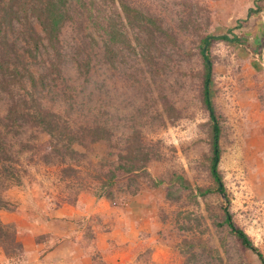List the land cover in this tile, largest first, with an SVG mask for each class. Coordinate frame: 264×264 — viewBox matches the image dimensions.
<instances>
[{
  "label": "rangeland",
  "instance_id": "obj_1",
  "mask_svg": "<svg viewBox=\"0 0 264 264\" xmlns=\"http://www.w3.org/2000/svg\"><path fill=\"white\" fill-rule=\"evenodd\" d=\"M258 3L263 11L249 17L256 0H105L102 5L93 0L72 1L74 19L61 34L62 57L53 59L57 65L50 69L52 50L42 45L32 55V70L52 86L56 99L73 93L87 109H99L116 134L109 142L83 138L72 146L73 156L49 161L35 154L37 145L49 140L46 132L33 128L18 142L8 138L13 141L21 179L3 192L0 218L16 231V239L1 243L0 264H38L31 251L42 236L36 238L33 233L52 218L57 207L68 212L74 205H130V201L138 222L125 233L133 241L114 243L122 253V264H263L255 252L240 244L224 220L227 202L211 173L212 119L203 98L205 65L200 52L205 35L239 37L234 42L217 40L209 47L211 99L222 128L219 168L232 201L230 210L264 254L260 193L264 60L256 50L264 41V0ZM125 7L136 11L126 12ZM98 8L99 31L92 22ZM30 21L42 34L36 17ZM14 22L21 28L18 20ZM114 23L118 33L113 42ZM19 37L10 33L9 46L15 44V57L10 55L21 68L29 61L28 54L23 57L25 42ZM81 38L88 42L90 58L79 73L74 49ZM26 88L17 89L27 93ZM6 106L0 94V121ZM58 107L55 103L53 111ZM33 133L37 137L31 143L36 146L22 150ZM133 145L142 147L140 157L150 151L154 159L99 197L104 177L97 166L115 160L117 154H128ZM68 166L77 172L67 170ZM209 189L205 195L201 192ZM87 229L92 234V224ZM95 245H102L99 252L95 250L98 264H106L104 244Z\"/></svg>",
  "mask_w": 264,
  "mask_h": 264
},
{
  "label": "trees",
  "instance_id": "obj_2",
  "mask_svg": "<svg viewBox=\"0 0 264 264\" xmlns=\"http://www.w3.org/2000/svg\"><path fill=\"white\" fill-rule=\"evenodd\" d=\"M73 0H0V94L5 98L7 106L0 121V210L5 206V198L3 192L20 182L21 175L18 169V160L14 159V145L9 137L15 139L23 138L25 131L35 128L36 130L46 132L50 138L42 141L36 147L35 154H40L45 161H49L52 157L73 156L76 152L72 146L76 142H83V138H90L93 142L108 141L116 134L113 129L107 127L103 120V114L99 109L90 108L85 104H80L74 98L73 93L68 94L67 99H57L52 96L51 85L46 83L43 78L38 77L32 70V55L34 51H38L41 46L49 47L52 50L50 56L52 59L49 62L50 69L57 65L55 64L58 56L62 57L61 51L62 38L61 34L65 25L74 19L71 13V3ZM96 4L102 5L105 0H93ZM115 1V0H113ZM257 7H251L248 11V16L259 14L263 11V5L256 0ZM86 6V4H82ZM92 9L91 7H85ZM98 8V13L93 17V23L96 30H101V13ZM126 12L133 13L134 8L125 7ZM34 16L38 24L41 26L43 33L40 34L30 21V17ZM25 18V21H24ZM15 20L21 23L20 27H15ZM146 22L148 18L142 17ZM150 20V19H149ZM151 24H154L152 21ZM31 30H28V27ZM239 26V25H238ZM10 33L17 34L25 42L23 49V57L27 55L29 63L24 67L18 68L14 62L16 60L14 45L11 48L9 43ZM118 33L116 24L112 26V41L117 40ZM92 40L97 41L96 35L91 33ZM264 39V32L262 34ZM19 40V39H18ZM121 40V39H120ZM222 40L234 42L239 40V37L228 34L222 35H205L201 38L200 52L204 60L205 73L203 81V98L204 103L210 112L212 119V164L211 173L217 183V190L224 195L227 205L225 206V222L230 227L231 231L236 235L240 244L251 249L260 258L264 264V254L256 246L250 235L235 221L234 215L230 210L232 203L227 189L224 184L223 175L219 168L221 158V123L216 114L213 101L211 99L212 81H213V64L209 55V47L214 41ZM260 41V39H259ZM123 42V41H121ZM88 43L84 38L78 41V45L74 49L77 58L79 59L78 69L82 73L84 67L87 68L89 61ZM261 47L257 48L260 58L264 60V41ZM10 47V48H8ZM7 49H10L9 51ZM99 49H101L99 47ZM10 54H13V58ZM17 57H21L18 53ZM55 62H54V60ZM31 60V61H30ZM12 69V71L10 70ZM89 69H87L88 71ZM86 71V72H87ZM12 84V85H11ZM10 85V87H8ZM51 86V87H50ZM27 87V93H20L17 88ZM53 100V101H51ZM57 103L58 110L53 111V105ZM71 108V112H69ZM168 117L174 115L168 109ZM69 112V113H68ZM167 112V111H166ZM176 116V115H175ZM1 117V116H0ZM32 137L23 142L24 151L33 150L35 145H32L31 140H35L37 134L33 133ZM28 138V137H27ZM142 147L133 145L128 147V154H117L115 160H105L98 169L103 171V183L101 191L98 192L99 197H103L123 177L133 174L135 171L144 169L148 163L154 159L155 153L146 151L144 156L140 157ZM94 165H92V170ZM67 170L77 172V169L68 166ZM103 192V193H102ZM204 195L211 190L201 191ZM16 239V231L11 230V226L6 224L0 218V245L8 240ZM16 246V245H15Z\"/></svg>",
  "mask_w": 264,
  "mask_h": 264
},
{
  "label": "crops",
  "instance_id": "obj_3",
  "mask_svg": "<svg viewBox=\"0 0 264 264\" xmlns=\"http://www.w3.org/2000/svg\"><path fill=\"white\" fill-rule=\"evenodd\" d=\"M262 170L260 174V193L264 205V137L262 139ZM101 202V201H100ZM104 204V203H103ZM68 212L64 207H57L50 219L45 220L33 235L42 236L34 242L32 257L38 264H98L95 250L103 254L106 264H122L124 259L114 247V243L133 241L125 233L134 228L138 219L134 217L135 205H74ZM96 216H102L99 220ZM94 216V217H93ZM92 224V234L86 227ZM137 224V223H136ZM81 226H84L81 227ZM126 231V232H125ZM95 238H93V237ZM88 237H91L89 241ZM93 239V240H92ZM81 246H85L84 249ZM47 247V248H46ZM98 257V256H97ZM99 258V257H98Z\"/></svg>",
  "mask_w": 264,
  "mask_h": 264
}]
</instances>
